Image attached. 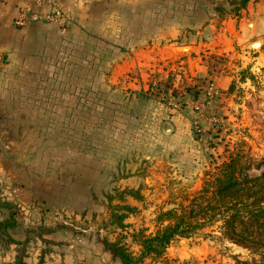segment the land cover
I'll use <instances>...</instances> for the list:
<instances>
[{
  "label": "crops",
  "instance_id": "obj_1",
  "mask_svg": "<svg viewBox=\"0 0 264 264\" xmlns=\"http://www.w3.org/2000/svg\"><path fill=\"white\" fill-rule=\"evenodd\" d=\"M238 1L62 0V35L48 24L13 26L20 7L48 12L53 0H0V264H120L101 229L81 228L79 219L110 218L101 202L110 205L117 195L143 197L135 186L142 181L139 153L130 160L117 144L128 132L114 128L124 116L119 102L129 109L142 103L132 98L140 82L123 78L153 68L162 70L159 80L167 72L176 83L180 74L191 80L203 74V58L221 56L236 64L210 81L223 93L235 72L264 68V0H249L237 14L231 5ZM103 74L109 82L99 81ZM104 85L125 97H96ZM105 109L113 120L109 133L86 127Z\"/></svg>",
  "mask_w": 264,
  "mask_h": 264
},
{
  "label": "rangeland",
  "instance_id": "obj_2",
  "mask_svg": "<svg viewBox=\"0 0 264 264\" xmlns=\"http://www.w3.org/2000/svg\"><path fill=\"white\" fill-rule=\"evenodd\" d=\"M109 33L108 28H102L104 39H109ZM202 61L203 74L191 80L180 74L178 79L181 81L176 83L174 72L168 73L167 70L159 80L157 73L162 70L153 68L123 78V81L140 82L141 87L132 86V98L142 103L134 102L136 104L129 109L124 102H119L117 108L124 116L117 117L114 128L121 127L122 131L128 132L117 143L127 150L128 158L135 160L139 153L140 161L136 158V162L140 166L135 165L142 181L135 186L143 197L133 196V199L119 201L117 195L116 201L110 205L101 202L104 208L110 209L111 217H97L92 221L82 214L79 219L81 228L89 227L91 231L94 226L101 229L103 240L114 243L116 239L124 238L123 241L130 246L134 234L144 232L146 236H154L157 233L159 215L190 209V203L205 189L216 168L227 162L231 155L241 153L248 159L250 170L247 173L252 178L259 177L264 171V68L254 72L246 66L234 73V81L226 92L218 93L210 90V81L222 70L232 69L236 64L228 65V59L221 56H206ZM74 77L75 74L69 77L71 86L76 83ZM106 78L107 75L103 74L99 81L109 82ZM150 83H154V87ZM103 88L96 94L102 100L119 101L125 97L121 91L114 94L108 86ZM68 92L70 98L77 97L78 91L70 88ZM210 92L213 99L208 109L202 117L195 119L189 103L204 100ZM55 93L53 91L54 96ZM85 97L88 94L85 93ZM169 100L174 106L168 104ZM145 108L164 118L158 121L153 116L144 115ZM132 110L138 113L132 114ZM108 115L105 109L95 123H86V127L95 124L102 133H109L113 120ZM174 116L176 118L172 120ZM110 187L101 186V189L104 192ZM113 215L127 217L123 221L124 229L111 226ZM217 231L216 225L207 226L188 238H177L161 256L145 257L139 264H241L249 259L247 251L222 240ZM78 234L81 240L88 236ZM133 252L135 258L140 256V249L135 248ZM114 263L111 261L110 264Z\"/></svg>",
  "mask_w": 264,
  "mask_h": 264
},
{
  "label": "trees",
  "instance_id": "obj_3",
  "mask_svg": "<svg viewBox=\"0 0 264 264\" xmlns=\"http://www.w3.org/2000/svg\"><path fill=\"white\" fill-rule=\"evenodd\" d=\"M248 2L240 0L231 6L238 14ZM249 170L245 156L231 155L216 168L205 189L190 203V209L159 215L157 233L134 234L130 246L124 238L114 243L105 241L106 250L120 264H139L145 257L161 256L175 239L188 238L204 227L216 225L222 240L248 252L249 259L241 264H264V171L252 178L247 173ZM126 218L113 215L111 226L124 229ZM135 248L140 249L138 258L134 257Z\"/></svg>",
  "mask_w": 264,
  "mask_h": 264
},
{
  "label": "built area",
  "instance_id": "obj_4",
  "mask_svg": "<svg viewBox=\"0 0 264 264\" xmlns=\"http://www.w3.org/2000/svg\"><path fill=\"white\" fill-rule=\"evenodd\" d=\"M62 0H53L50 3L51 9L48 12H37L35 7L30 5H25L19 8L16 17L13 19V26L18 29H24L32 24H48L58 27L62 35L68 34V28L66 26V20L62 14L60 8V2ZM210 90H214L212 87ZM212 93L210 92L207 95V98L204 100H192L189 103V109L194 115L195 119H198L203 116L204 111L208 109L210 105V100H212ZM168 104L174 106L173 101L169 100ZM17 192V191H14Z\"/></svg>",
  "mask_w": 264,
  "mask_h": 264
}]
</instances>
